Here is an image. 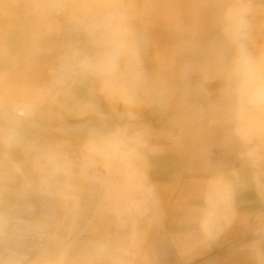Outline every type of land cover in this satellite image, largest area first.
Segmentation results:
<instances>
[{
	"label": "crops",
	"instance_id": "crops-1",
	"mask_svg": "<svg viewBox=\"0 0 264 264\" xmlns=\"http://www.w3.org/2000/svg\"><path fill=\"white\" fill-rule=\"evenodd\" d=\"M238 1L241 3L235 8ZM188 4L193 5V35L183 37L177 44L165 24H175L178 31H185L184 25L177 24V21L183 17L185 5ZM201 6H208L206 20L202 17ZM239 6H245L244 15H252L262 9L260 4L251 1L244 3V0H124L121 13L126 24L129 19L134 18L144 33L150 66L158 73L161 90L165 94L173 92L180 78L178 55L186 53L194 42H203L204 46L198 55L207 70L199 77L200 86L185 89L181 111L193 121L212 122L223 117L249 152L253 149L250 146L254 144L247 141L246 127L240 122L236 79L231 78L223 94H218L217 85L208 79L210 70L217 66L220 56V21L222 18H233ZM262 11L264 14V9ZM58 26L56 20L45 23L48 33L57 31ZM40 29L29 19L17 14L9 0H0V94L7 92L9 96H15L32 90L43 81L46 63L30 53L28 39L34 37L55 49L62 46L63 40L53 34L45 40L46 35ZM82 91L87 94L90 89L83 86ZM61 112L66 119V127L61 133L51 126L52 115L48 112L41 118L14 117L12 112L6 118L0 112V143L7 139L10 145H23L22 151L17 148L7 151L0 149V152L7 153V163L15 171V176L26 177L32 172L35 162H46L44 155L48 147L60 142H68L64 146L73 143L84 148L96 146L121 122L120 113L106 107L100 109L103 119L89 116L73 105ZM145 120L153 121L152 115L145 113ZM137 166L159 187L166 215L164 232L155 237L148 246L145 255L147 264H260L264 260V234L255 236V240L260 243L254 249L243 252L230 236L205 242L188 234L186 226L194 206L216 191L208 183V174L202 167L200 146L196 140H184L176 147L150 156L146 161L142 159ZM152 196L153 194L151 200ZM116 204V198L113 197L107 207L93 214L92 219L83 227L84 238L101 241L103 244H108L110 239H117L116 241H123L127 247L141 246L146 225L134 228L128 215L109 212L108 208ZM246 207L254 213L264 211V205L256 200H250ZM262 225L264 221H255V228L259 229ZM208 230L214 232V225L210 224ZM178 231L186 235L182 256L164 239L168 234ZM88 244L93 246L94 243ZM62 256L64 262H67L68 255Z\"/></svg>",
	"mask_w": 264,
	"mask_h": 264
},
{
	"label": "clouds",
	"instance_id": "clouds-1",
	"mask_svg": "<svg viewBox=\"0 0 264 264\" xmlns=\"http://www.w3.org/2000/svg\"><path fill=\"white\" fill-rule=\"evenodd\" d=\"M192 7L185 5L186 11L177 21L185 31H178L175 24H165L177 44L183 37L193 35ZM260 7L264 9V0H260ZM201 8L206 20L208 6ZM219 29L220 56L208 78L217 85L218 94H223L238 67L250 60L264 88V49L258 55L248 50L241 33L228 18L221 19ZM203 46V42H194L186 53L178 55L180 78L173 92L165 94L158 73L150 66L144 33L134 18L129 19L126 27L116 25L106 33L86 31L76 41L78 54L71 65L59 63L28 92L15 96L0 94V112L6 118L16 110L28 118H41L68 102L88 103L94 110L106 107L121 115V122L110 133L135 142L145 161L184 140H196L208 183L216 191L194 206L186 226L188 234L205 242L230 236L242 252L249 251L260 243L255 236L264 234V225L259 229L254 226L256 220L264 221V211L254 213L246 207L250 200L264 205V154L256 158L246 151L223 117L212 122L193 121L181 111L185 89L200 86L199 77L207 70L198 55ZM83 86L90 89L87 94L82 91ZM145 113H150L153 121H146ZM10 148L22 151L23 145H10L7 139L0 143V149ZM145 180L153 194L151 202L129 207L126 212L134 228L146 225L140 242L146 255L154 238L164 232L166 215L159 187L147 173ZM210 224L214 225V232H209ZM164 239L183 255L185 233L173 232Z\"/></svg>",
	"mask_w": 264,
	"mask_h": 264
},
{
	"label": "rangeland",
	"instance_id": "rangeland-1",
	"mask_svg": "<svg viewBox=\"0 0 264 264\" xmlns=\"http://www.w3.org/2000/svg\"><path fill=\"white\" fill-rule=\"evenodd\" d=\"M253 2L260 4V0H244L246 2ZM73 12L83 17L89 22V24L98 26L101 28L99 33H106L112 30L116 25L121 28L126 27V21L124 22V16L122 15V9L124 0H70ZM241 1L234 6L235 8L240 5ZM237 16L239 13L237 11ZM253 19H249L251 23L255 22L257 18L264 19V14L261 11L254 12L252 14ZM235 18H231V22ZM120 21L122 24H119ZM262 22H259L257 26H263ZM76 29L81 26L74 24ZM253 27V25H248ZM81 30V28H80ZM242 32L248 34L253 42L250 43L251 50L254 55H258L261 49H264V30L247 28L241 26ZM73 33L74 30H72ZM83 34V33H82ZM72 39V35H70ZM242 42L246 45L249 50V40L246 37H242ZM255 44V46H253ZM245 68L243 71H248L251 65L244 64ZM253 70H255L253 68ZM237 85L241 84L242 76L238 74L236 77ZM238 98V96H237ZM239 100V99H238ZM239 103V101H238ZM49 115L53 113L48 112ZM240 122L246 127L247 141L253 148L249 153L257 152L260 155L264 154V115L260 118L248 119L242 111H240ZM61 133V130H56ZM67 145V143H58L53 147L47 148V153L44 158L47 161L54 159V151L57 145ZM103 142L100 141L96 146L86 147L89 151L104 155L102 149ZM85 145V143H84ZM257 145V146H256ZM45 161L35 162L34 169H43V166L47 164ZM15 171L8 166L1 165L0 167V213L3 214L7 219L9 217H44L48 216L53 220L59 222L60 229L68 230L65 236L61 237L58 233H53L52 238L46 244V246L38 253H36L27 264H147L146 256L143 253L141 246H129L127 247L123 241L118 242L115 239L108 240V244H103L101 241L89 240L84 238L83 229H75L80 224L85 222V217L91 210L93 203L95 202L94 197L89 198V203L86 202L87 197L81 194V191L69 188L67 185L77 184L78 181L60 177L56 175H38V173L31 172L29 175L23 178L15 176ZM84 184V183H83ZM130 186H132L129 183ZM58 193L61 196H74L73 206L70 205V201H67V209L62 210L61 199L52 197ZM113 197L117 198V205L123 202H132L133 198L128 193V197L120 198L116 194H112ZM116 205V206H117ZM127 205L125 209L132 207V203L123 204ZM71 206V207H70ZM115 207H109L108 211L117 213ZM107 207V206H106ZM73 208V209H72ZM67 223H72L70 227ZM56 230L59 228L56 226ZM110 241V242H109ZM93 242V246L88 243ZM63 250V251H62ZM55 257H50L56 255ZM63 254L68 255L67 262H64Z\"/></svg>",
	"mask_w": 264,
	"mask_h": 264
},
{
	"label": "built area",
	"instance_id": "built-area-1",
	"mask_svg": "<svg viewBox=\"0 0 264 264\" xmlns=\"http://www.w3.org/2000/svg\"><path fill=\"white\" fill-rule=\"evenodd\" d=\"M9 1L16 13L29 19L33 25L38 24L39 21L50 19H56L59 22V31L53 35L63 40L61 47L55 49L34 37L28 39L30 53L43 59L46 63L45 73L57 67L59 63L71 65L78 54L76 41L90 26L89 22L84 20L80 27L81 30L73 27L76 17L73 16L70 0ZM40 30L44 35L45 29L41 28ZM72 30L76 32V36ZM70 35H72V39ZM48 38L45 36V40ZM70 105L82 109L89 116L97 119L104 118L100 109L94 110L88 103L68 102L51 111L53 114L50 123L55 130L65 129L66 119L61 111ZM11 112L14 117L28 118L21 110ZM104 151L108 158V168L105 167L102 157L89 153L84 147H79L75 143L70 146L57 145L54 151L56 158L47 163L48 170L57 168V171L50 175L80 180L84 183L88 193L84 191L81 194L85 198L87 197V203L91 197H94V201H102L107 197L106 190L109 181H134L137 178V173L142 171L137 166L141 161V155L135 142L109 132L104 138ZM7 156L5 151L0 152V167L3 165L10 168ZM143 183L146 186L149 185L146 180ZM146 195V192H143V196ZM150 200L151 197L149 202ZM117 212L120 215H127L120 207ZM53 224V220L48 216H15L0 221V264H26L47 243Z\"/></svg>",
	"mask_w": 264,
	"mask_h": 264
},
{
	"label": "bare ground",
	"instance_id": "bare-ground-1",
	"mask_svg": "<svg viewBox=\"0 0 264 264\" xmlns=\"http://www.w3.org/2000/svg\"><path fill=\"white\" fill-rule=\"evenodd\" d=\"M244 8H245V6H244ZM244 8H243V6H239V8H238L239 16H237V14H236L233 17V18H235L234 21L233 22L230 21V22L241 33V37H246L249 40V50H251L250 43L253 42L254 40H252L248 34H245L244 32H242L241 26L244 25L245 29L253 28V29H258V30L262 31V30H264V19L259 17V18H257V20L255 22L251 23L249 19H253L254 16L244 15ZM73 16L76 17L75 18V24H78V26L82 27V23L85 19L81 16L76 15L75 13L73 14ZM50 20H56V19H50ZM50 20L39 21L38 24L35 25L37 28L45 29V35L46 36H50L51 34L59 31V28H58L57 31L48 33V31L45 27V23L50 21ZM259 22H262L263 24H261V25H263V26H257ZM249 24L253 25V27H249L248 26ZM89 26H90V28H88L86 30L87 32L99 33V31L101 30V28L98 26H94L91 24H89ZM253 46H255V44H253ZM247 64L251 65V60ZM242 68L246 69V66L241 64L238 67L237 71L232 76L233 79H235V77L238 74H240L242 76L241 84L237 85V89H238L237 90V96L239 99L238 105L240 107V111H242L244 113V115H246L248 117V119L260 118L264 115V88L261 87L258 73L255 70H253V68H251L249 66V68H247L248 71H245V72L243 71ZM102 142H103L102 149H103V153H104L103 156L98 154V153L91 152L87 148H85V149L89 153H93V154H96V155H99L100 157H102L104 160L105 167L108 168V166H109L108 161H107L108 158L106 157V154L104 151V137H103ZM54 154H55V152H54ZM252 155L256 158H259V156H260V154L257 152H253ZM55 158H56V155H54L53 160H55ZM141 160H142V158H141ZM50 161H52V160H50ZM50 161H47L46 163H48ZM56 171H57V168H52L51 170H48L47 164H45L43 166V169H34L33 168V170H32L33 173H38V175H40V176L45 175L44 173L49 175L50 173H55ZM144 178H145V172H144V170H142L141 172L137 173V178L134 181H131V180H124V181H118V182L117 181H109V185H108V188L106 190L107 197L104 199L105 201L104 200H102V201L97 200L93 203L91 210L88 212L87 216L85 217V222L83 224H80L79 227H77V228L73 227L72 223H67V224L70 227L72 226L75 229H80V228L83 229V227L92 219V216L95 212H97L101 208L108 206L107 204L109 203V201H112V198H113L112 194H116L120 198H124V197L127 198L128 193L131 194V197L133 198L132 202L128 201V202H123L119 205L116 204L117 206L114 205V207L116 206L117 211H118V207H120L124 213H127L126 209H125V207L127 205H123V204L129 205V203H132L133 204L132 207H138V206H142L144 204L149 203V198L151 197L152 192L150 190L149 185L146 186L143 183V181L145 182ZM76 181H78L77 184H70L67 186L71 189L81 191V193L84 191L88 193L85 185L80 180H76ZM129 183L132 186H130ZM143 192H146L147 195L143 196ZM50 196L56 197V198L58 197L61 199L60 204L62 205V208H61L62 210H66L68 208L67 207L68 206L67 201H70L71 206H73V204H74L73 199H67V198H69V197L74 198V199L77 198L74 196H61V195H58V193H56V192L54 195H50ZM116 201H118L117 198H116ZM73 208H74V206H73ZM4 219H7V217H5L3 214L0 213V221H2ZM57 225L59 228L56 230ZM67 231L68 230H66V229L65 230L60 229L59 222L55 221V223L53 224L52 229L48 235L47 243L52 238L53 233H58L61 237H63V236H65V233H67ZM46 244L44 245V247L46 246Z\"/></svg>",
	"mask_w": 264,
	"mask_h": 264
}]
</instances>
